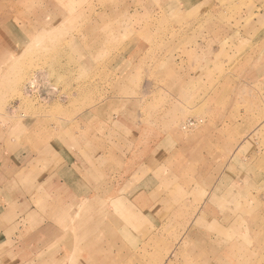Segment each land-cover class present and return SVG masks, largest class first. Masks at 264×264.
Instances as JSON below:
<instances>
[{"label":"rangeland","instance_id":"1","mask_svg":"<svg viewBox=\"0 0 264 264\" xmlns=\"http://www.w3.org/2000/svg\"><path fill=\"white\" fill-rule=\"evenodd\" d=\"M250 63H264V0H0V130L14 138L37 137L45 146L68 142L67 132L76 127L101 132L106 123H117L129 143L150 122L159 125L152 124L153 132L194 131L213 118L216 105L227 107L225 94L243 80ZM142 159L136 161L148 162ZM166 174L154 193H182ZM260 178L239 190L238 207L221 208L220 219L207 216L215 211L207 207L206 219L195 223L193 209L181 208V200L178 207L151 200L148 219H124L119 241L112 237L115 224L103 219L108 238L95 232L100 225L81 236L76 232L74 252L65 250L56 263L264 264ZM111 206L116 208L115 199L109 211ZM122 208L126 215L132 207ZM90 237H96V249L87 246ZM150 237L157 255L145 257ZM138 245L142 255L135 258ZM99 253L106 254L103 261Z\"/></svg>","mask_w":264,"mask_h":264},{"label":"crops","instance_id":"2","mask_svg":"<svg viewBox=\"0 0 264 264\" xmlns=\"http://www.w3.org/2000/svg\"><path fill=\"white\" fill-rule=\"evenodd\" d=\"M249 65L243 80L225 94H229L227 102L224 98L227 107L221 110L216 105L213 118L194 131L173 127L166 131L161 126L163 131L153 132L150 122L140 139L133 136L129 143L128 134L117 123H106L101 132H77L76 127L67 132L68 142L51 140L45 146L37 137L14 138L0 130V264H57L63 255H72L71 240L78 233L81 236L80 231L91 228L93 232V225H100L95 232H102L103 219L115 224L113 239L123 240L124 219H148L151 200L161 199L171 207H178L176 199L181 200V208L193 209L190 219L195 223L207 216L220 219L221 208L238 207L239 190L253 184V177H262L255 180L259 184L264 182V89H258L264 87V63ZM249 71L252 75H247ZM171 124L165 120V125ZM138 159L148 162L141 165ZM160 173L177 180L182 193L171 190L167 196L166 190L164 197L154 193L168 179ZM184 192L188 193L186 203ZM114 199L117 206L109 211ZM122 204L132 207L126 215L119 210ZM207 207L215 211L202 217ZM183 212L188 218L189 213ZM79 221L82 228L71 231ZM102 233L109 237V231ZM152 242L150 237L143 255L138 245L135 258L137 252L156 256ZM86 244L96 249V237ZM87 246L88 261H92ZM97 255L103 261L106 254Z\"/></svg>","mask_w":264,"mask_h":264},{"label":"bare ground","instance_id":"3","mask_svg":"<svg viewBox=\"0 0 264 264\" xmlns=\"http://www.w3.org/2000/svg\"><path fill=\"white\" fill-rule=\"evenodd\" d=\"M190 125H193L192 123H190Z\"/></svg>","mask_w":264,"mask_h":264},{"label":"built area","instance_id":"4","mask_svg":"<svg viewBox=\"0 0 264 264\" xmlns=\"http://www.w3.org/2000/svg\"><path fill=\"white\" fill-rule=\"evenodd\" d=\"M192 124H194V122H191Z\"/></svg>","mask_w":264,"mask_h":264}]
</instances>
